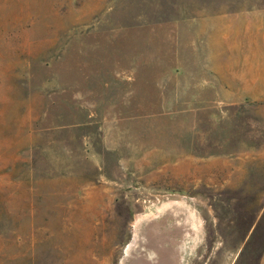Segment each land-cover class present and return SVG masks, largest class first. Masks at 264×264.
I'll return each instance as SVG.
<instances>
[{
    "label": "rangeland",
    "instance_id": "1",
    "mask_svg": "<svg viewBox=\"0 0 264 264\" xmlns=\"http://www.w3.org/2000/svg\"><path fill=\"white\" fill-rule=\"evenodd\" d=\"M0 264H264V0H0Z\"/></svg>",
    "mask_w": 264,
    "mask_h": 264
},
{
    "label": "crops",
    "instance_id": "2",
    "mask_svg": "<svg viewBox=\"0 0 264 264\" xmlns=\"http://www.w3.org/2000/svg\"><path fill=\"white\" fill-rule=\"evenodd\" d=\"M235 23H238V21L237 22H235ZM250 26L251 25H249V21L247 20V22H246V33H245V35H247L248 33H249V28H250ZM231 44L229 45V46H225V52H223L222 51V49H221V52H220V56H222L224 53V55L226 56V57H228L229 56V54L227 53V49H230V50H233V44H234V42H230ZM232 53V52H231ZM254 62H252V64H253ZM220 70H218V72H219ZM222 72V71H221Z\"/></svg>",
    "mask_w": 264,
    "mask_h": 264
}]
</instances>
